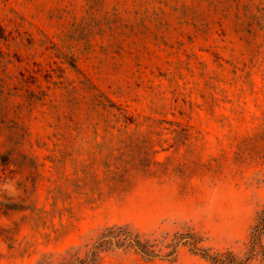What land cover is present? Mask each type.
Returning a JSON list of instances; mask_svg holds the SVG:
<instances>
[{"label": "rangeland", "instance_id": "1", "mask_svg": "<svg viewBox=\"0 0 264 264\" xmlns=\"http://www.w3.org/2000/svg\"><path fill=\"white\" fill-rule=\"evenodd\" d=\"M263 208L264 0H0V264L123 223L162 253L93 264H214L164 255L188 229L244 259Z\"/></svg>", "mask_w": 264, "mask_h": 264}, {"label": "trees", "instance_id": "2", "mask_svg": "<svg viewBox=\"0 0 264 264\" xmlns=\"http://www.w3.org/2000/svg\"><path fill=\"white\" fill-rule=\"evenodd\" d=\"M264 208L259 212L257 221L252 228L247 256L238 258L233 251H215L212 247L205 246V239L198 232L188 229L176 232L174 238L165 245L170 249L164 253L166 257L173 255L179 245L189 246L191 252L199 254L214 264H246L252 259L260 258L264 262ZM115 248L134 249L145 259L152 260L162 253L156 243L146 238L130 223L112 224L102 229L92 248L87 252L82 263L93 264L101 258L105 251ZM69 263V262H68ZM65 264V263H64Z\"/></svg>", "mask_w": 264, "mask_h": 264}]
</instances>
